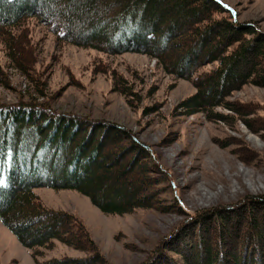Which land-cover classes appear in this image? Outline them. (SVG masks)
Returning a JSON list of instances; mask_svg holds the SVG:
<instances>
[{
  "label": "trees",
  "instance_id": "16d2710c",
  "mask_svg": "<svg viewBox=\"0 0 264 264\" xmlns=\"http://www.w3.org/2000/svg\"><path fill=\"white\" fill-rule=\"evenodd\" d=\"M232 10L217 0H0V39L21 70L18 59L26 44L22 27L30 18L45 24L59 41L109 54H151L178 77L189 78L195 69L217 62L195 78L196 92L180 103L189 112H209L217 105L225 107L224 99L240 84L252 80L264 86V33L255 21L232 17ZM116 79L121 78L113 77L115 88ZM112 124L58 113L46 102L0 103V221L32 249L34 258L54 240L81 248L77 242L85 233L80 219L44 208L36 187L75 189L108 214L153 206L159 169L147 148L127 129ZM255 202L264 204V195L247 197L239 205L257 208ZM236 207L200 211L174 235L162 236L140 264H176L164 251L171 245L158 246L173 237V244L181 243L170 252L186 264H264V223L259 222L264 217L254 207L248 217L240 216L246 211L233 213ZM206 214L214 219L202 216ZM191 223L203 225L205 232L215 229V239L205 233L199 236L200 249L189 245L195 228L187 236L184 229ZM229 231L236 247L234 240L226 241ZM93 256L37 264H99L97 253Z\"/></svg>",
  "mask_w": 264,
  "mask_h": 264
},
{
  "label": "rangeland",
  "instance_id": "374dc122",
  "mask_svg": "<svg viewBox=\"0 0 264 264\" xmlns=\"http://www.w3.org/2000/svg\"><path fill=\"white\" fill-rule=\"evenodd\" d=\"M217 1L233 9L232 17L255 21L264 33V0ZM24 28L22 41L26 44L23 57L18 59L22 70L0 39V78H4V84L2 80L0 83V103L46 102L58 113L101 119L127 129L148 149L159 169L154 179L157 182L153 183L157 194L151 207L108 214L75 189L36 187L33 191L44 208L80 219L85 232L80 233L81 242H77L81 248L54 240L52 247L38 249L36 259L31 256L32 249L22 245L0 221V264H37L64 256L92 259L93 253H97L99 264H140L162 236L174 235L187 226L183 225L185 220H195L204 209L238 205L233 213L245 210L239 215L247 217L248 209L254 210L253 205L242 207L239 203L247 197L264 195L263 85L250 80L230 92L224 99L225 107L189 112L180 103L196 92L195 78L210 71L217 62L183 78L167 72L148 53L109 54L59 41L54 32L34 18L27 20ZM113 77L121 78L116 79V88ZM255 203L256 215L264 217V204ZM202 216L212 218L209 214ZM191 224L184 229L187 236L195 228L189 245L199 248V236L205 233L215 239L216 235H211L213 228L205 232L203 225ZM229 234L230 231L226 233L227 243L235 241ZM85 237L93 242L83 240ZM174 238L158 246H179L180 241L173 244ZM237 243L236 240L234 247ZM170 247L164 251L171 261L186 264L182 256L177 258L170 252Z\"/></svg>",
  "mask_w": 264,
  "mask_h": 264
},
{
  "label": "snow or ice",
  "instance_id": "6c2138e0",
  "mask_svg": "<svg viewBox=\"0 0 264 264\" xmlns=\"http://www.w3.org/2000/svg\"><path fill=\"white\" fill-rule=\"evenodd\" d=\"M225 7H228V5H225ZM0 183H3V180H0Z\"/></svg>",
  "mask_w": 264,
  "mask_h": 264
}]
</instances>
